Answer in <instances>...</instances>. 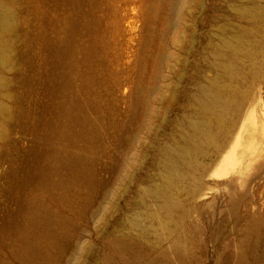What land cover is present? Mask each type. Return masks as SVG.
I'll use <instances>...</instances> for the list:
<instances>
[{"label":"rangeland","instance_id":"1","mask_svg":"<svg viewBox=\"0 0 264 264\" xmlns=\"http://www.w3.org/2000/svg\"><path fill=\"white\" fill-rule=\"evenodd\" d=\"M2 1L20 59L0 64V264H264V25L240 13L264 0ZM245 29L252 55H225L242 110L173 183L167 221L146 192L159 152L206 114L214 47Z\"/></svg>","mask_w":264,"mask_h":264},{"label":"bare ground","instance_id":"2","mask_svg":"<svg viewBox=\"0 0 264 264\" xmlns=\"http://www.w3.org/2000/svg\"><path fill=\"white\" fill-rule=\"evenodd\" d=\"M184 4L185 1L180 5L183 6ZM240 10V13L247 17L252 24L258 26V30L263 27V7L257 5H253L252 7L245 6ZM179 14L181 15V13ZM18 34V24L11 6L4 1L0 2V64L4 67L9 68L20 59V53L16 55V58L12 54L13 39L17 38ZM249 34L250 31L246 29L236 30L231 33L228 40H224L222 45L218 43L216 47H214L215 50L212 54L217 58V65L222 68L224 73L222 75H215L211 80L209 79L206 82L199 83L196 88L199 96L196 97L195 94L193 95L194 101H199L205 106L206 114L192 122L190 129L187 131V140L176 145L162 148L159 152L161 157V168L164 172L162 181L155 188L148 187L146 192L159 201L155 211L156 215H160L167 210L169 211L167 221L177 219L176 212L181 209V204L169 197V191L173 183L186 177L191 169L200 170L199 172L204 170V165L199 161L200 156L207 151L208 145H214L219 148L218 150L223 148L224 143L219 139V136L223 133L221 126L225 125L228 116H230V119H233L242 110L243 92L240 91L238 83L242 80L241 78H243L244 73L242 74V68L239 64L234 62L232 58L226 61L225 55L227 52L230 57H235L241 52H244L247 56H251V42L248 41L244 44L245 37ZM255 118V116L252 117L251 125L253 126L257 124ZM217 124L221 127L219 135L215 132ZM227 153L228 151L224 150L222 156L224 157ZM249 155L247 154L246 157ZM213 172H215V170ZM196 181H200L199 177ZM256 230L260 229L257 228ZM254 245L255 246L252 247H256L258 244L256 245V243H254ZM254 250L255 248L251 251L254 252ZM239 255H241V253ZM254 255L253 258L256 259V255ZM245 257L240 259H244L243 261L245 262L247 259H245ZM257 260L258 259H256V261ZM247 261H249V258Z\"/></svg>","mask_w":264,"mask_h":264}]
</instances>
